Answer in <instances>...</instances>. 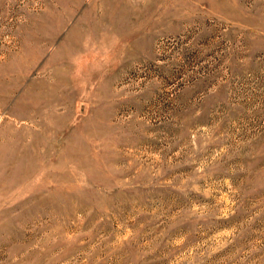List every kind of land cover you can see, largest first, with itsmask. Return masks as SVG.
I'll return each instance as SVG.
<instances>
[{
    "label": "rangeland",
    "instance_id": "374dc122",
    "mask_svg": "<svg viewBox=\"0 0 264 264\" xmlns=\"http://www.w3.org/2000/svg\"><path fill=\"white\" fill-rule=\"evenodd\" d=\"M0 264H264V0H0Z\"/></svg>",
    "mask_w": 264,
    "mask_h": 264
}]
</instances>
